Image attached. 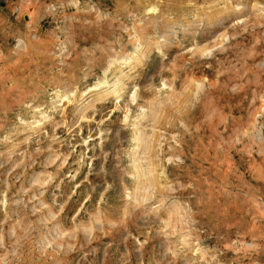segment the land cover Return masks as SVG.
I'll use <instances>...</instances> for the list:
<instances>
[{
	"label": "rangeland",
	"instance_id": "obj_1",
	"mask_svg": "<svg viewBox=\"0 0 264 264\" xmlns=\"http://www.w3.org/2000/svg\"><path fill=\"white\" fill-rule=\"evenodd\" d=\"M0 264H264V0H0Z\"/></svg>",
	"mask_w": 264,
	"mask_h": 264
},
{
	"label": "bare ground",
	"instance_id": "obj_2",
	"mask_svg": "<svg viewBox=\"0 0 264 264\" xmlns=\"http://www.w3.org/2000/svg\"><path fill=\"white\" fill-rule=\"evenodd\" d=\"M151 11H152V10H151ZM151 11H150V12H151Z\"/></svg>",
	"mask_w": 264,
	"mask_h": 264
}]
</instances>
